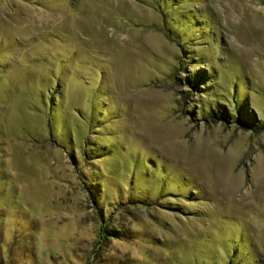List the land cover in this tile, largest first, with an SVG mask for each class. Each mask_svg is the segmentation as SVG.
<instances>
[{"label": "rangeland", "instance_id": "rangeland-1", "mask_svg": "<svg viewBox=\"0 0 264 264\" xmlns=\"http://www.w3.org/2000/svg\"><path fill=\"white\" fill-rule=\"evenodd\" d=\"M260 125L264 0H0L5 263L264 264Z\"/></svg>", "mask_w": 264, "mask_h": 264}, {"label": "trees", "instance_id": "trees-1", "mask_svg": "<svg viewBox=\"0 0 264 264\" xmlns=\"http://www.w3.org/2000/svg\"><path fill=\"white\" fill-rule=\"evenodd\" d=\"M193 80V79H192ZM197 82H195L194 80L191 81L189 84L191 87L195 86ZM240 108V105L238 106V109ZM205 118L204 120L206 121H210L212 120L213 122H223V121H228L229 117H227L225 114H217L215 112H211L210 115H204ZM250 119V118H249ZM245 127H248V123H246L244 125ZM257 130H264V125H260L258 127ZM82 157L85 158V153L86 150L84 151V149L82 148ZM90 155L87 156V158ZM90 158V157H89ZM75 161V160H74ZM76 163V161H75ZM81 179L83 180V191L86 194H90L86 197L87 198V202L90 203V206L92 207V211L94 213V218L96 219L98 225H99V231H98V235L100 237V246L102 248H105V245H107L105 243V239H114V240H121L123 237V234L125 233L124 230L121 228V226L117 225L116 223H114V218L117 217L113 214V211L111 213H108L105 209V204L104 201L106 200V198H104V195L101 196L100 191V183L91 181L88 177L87 174L84 172L79 173ZM103 183V182H102ZM124 200H122L121 202H123ZM107 202H109L107 200ZM112 202V200H111ZM134 201H128V202H123L125 204H127V206H139L140 203L134 202ZM110 208L112 209V205L110 204ZM124 207V206H123ZM118 209V208H117ZM107 214H110L109 216H107ZM3 228H2V222L0 219V252H1V247H2V242L3 244L5 243L3 240V236L5 235V232H3ZM9 262L5 263V260L3 258V255H1L0 253V264H12L11 263V258L9 257ZM17 264V263H15Z\"/></svg>", "mask_w": 264, "mask_h": 264}]
</instances>
